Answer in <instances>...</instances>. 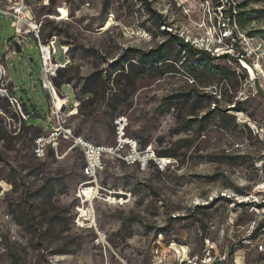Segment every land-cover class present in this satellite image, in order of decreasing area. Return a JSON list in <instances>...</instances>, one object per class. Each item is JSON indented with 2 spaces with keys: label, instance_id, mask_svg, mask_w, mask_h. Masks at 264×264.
I'll return each mask as SVG.
<instances>
[{
  "label": "rangeland",
  "instance_id": "374dc122",
  "mask_svg": "<svg viewBox=\"0 0 264 264\" xmlns=\"http://www.w3.org/2000/svg\"><path fill=\"white\" fill-rule=\"evenodd\" d=\"M18 5L71 60L56 74L63 127L93 145L129 141L141 157H104L97 188L72 139L34 154L56 117L35 39L8 15ZM0 10V53L4 42L15 53L1 58L0 90L20 102L0 98V264H264V0H0ZM173 36L228 58L192 56ZM151 49L156 64L141 68Z\"/></svg>",
  "mask_w": 264,
  "mask_h": 264
},
{
  "label": "built area",
  "instance_id": "2783aa9c",
  "mask_svg": "<svg viewBox=\"0 0 264 264\" xmlns=\"http://www.w3.org/2000/svg\"><path fill=\"white\" fill-rule=\"evenodd\" d=\"M186 0H184L185 2ZM183 4V3H182ZM26 7L23 5H18L15 7L11 13H9V17L12 19L13 24L15 23H22L26 26L27 32L33 36L35 39L38 53H39V62H40V73H39V80L42 85L43 90L46 92L48 100L50 102V107L52 110L53 118L56 121L54 126L52 127V131L46 138H37L35 140V147H34V154L37 158H42L45 156V147L47 145H54L56 144L59 137H62L65 140L72 139L73 140V147H78L81 149L82 153L85 157V165L83 167V174L89 179L90 184H94L93 186L96 187V177L98 173L104 170V157L110 156L115 157L127 164H134L140 160V155L137 152L136 146L130 145V142L127 141L126 143H120L118 146L115 147H106L100 145H93L87 141H84L80 137H75L72 134L71 129L63 127L58 119V112L59 109L56 105L57 98L63 99L65 94L62 92V88L65 85H62L58 88L54 84V79L56 78V74L59 70L66 68L70 65L71 60L68 58L65 48L59 46L56 42L55 37H51L48 40L41 41L39 34H40V25L39 23H30V20L26 18ZM7 13L0 10V15H5ZM16 30L15 35L12 37L13 42L17 45L22 43V39L18 36L17 27H14ZM226 38V37H225ZM12 45L4 42L3 51L4 54L1 55L0 53V61L1 58H7L15 53L10 49ZM58 52L63 57L62 60L57 58ZM5 96L8 98L11 105H15L16 107L20 108V102L17 100L14 94H8L5 90H3ZM123 132V127L121 129ZM121 133L119 137H121ZM125 144H128L130 147L131 152L128 155L121 156L119 151L121 148L124 147ZM153 158V156L149 157V159ZM92 186V187H93ZM97 188V187H96ZM258 251L264 252V242L258 245Z\"/></svg>",
  "mask_w": 264,
  "mask_h": 264
},
{
  "label": "trees",
  "instance_id": "16d2710c",
  "mask_svg": "<svg viewBox=\"0 0 264 264\" xmlns=\"http://www.w3.org/2000/svg\"><path fill=\"white\" fill-rule=\"evenodd\" d=\"M173 38L176 40V43L179 45L180 48H182L184 51L185 50L189 51L192 56L203 57L209 61H213L214 59L216 60L219 58L220 59L228 58L227 56H225V57L224 56L223 57H211L210 54H208V53H205V52L202 53V51H198L197 49H194L188 43L184 42L182 39L174 37V36H173ZM166 44L167 43L165 42L162 45V47L165 46ZM158 52H159V49H156V50L151 49L149 53H147L146 55H144L143 57L140 58L137 65L140 66L141 68H145L146 66L156 64V62L152 61V60H154L156 58ZM121 60L122 59H120V61ZM59 71H58V73H59ZM57 78L54 79V84L58 86L60 84V81ZM86 94H88V92Z\"/></svg>",
  "mask_w": 264,
  "mask_h": 264
},
{
  "label": "bare ground",
  "instance_id": "6f19581e",
  "mask_svg": "<svg viewBox=\"0 0 264 264\" xmlns=\"http://www.w3.org/2000/svg\"><path fill=\"white\" fill-rule=\"evenodd\" d=\"M112 25V23L111 22H108L107 24H106V27H105V29L106 28H109L110 26ZM0 91H2V90H0ZM50 127V126H49ZM163 159H162V162L163 163H166L168 160L165 158V157H162ZM87 188V187H86ZM84 191H86V190H84ZM80 212L82 213V215L83 216H85V217H87L88 216V213L85 211V210H83V209H80ZM184 246V245H183ZM173 252H175L176 254H179L181 257L182 256H185V248L184 247H182V248H178L175 244H173L172 245V247L170 248ZM188 249V248H187ZM239 263V262H238Z\"/></svg>",
  "mask_w": 264,
  "mask_h": 264
},
{
  "label": "water",
  "instance_id": "95a60500",
  "mask_svg": "<svg viewBox=\"0 0 264 264\" xmlns=\"http://www.w3.org/2000/svg\"><path fill=\"white\" fill-rule=\"evenodd\" d=\"M5 97V93L3 91H0V98H4Z\"/></svg>",
  "mask_w": 264,
  "mask_h": 264
}]
</instances>
